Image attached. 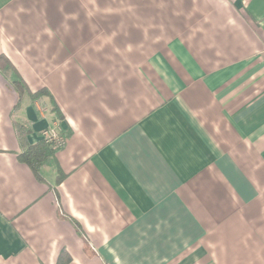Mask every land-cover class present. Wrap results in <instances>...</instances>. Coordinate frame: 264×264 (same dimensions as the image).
<instances>
[{
	"label": "crops",
	"instance_id": "obj_1",
	"mask_svg": "<svg viewBox=\"0 0 264 264\" xmlns=\"http://www.w3.org/2000/svg\"><path fill=\"white\" fill-rule=\"evenodd\" d=\"M0 55V264H264V0H0Z\"/></svg>",
	"mask_w": 264,
	"mask_h": 264
},
{
	"label": "trees",
	"instance_id": "obj_2",
	"mask_svg": "<svg viewBox=\"0 0 264 264\" xmlns=\"http://www.w3.org/2000/svg\"><path fill=\"white\" fill-rule=\"evenodd\" d=\"M0 67L3 69V72L10 76L14 73L13 67L9 63V61L2 55H0ZM15 74V73H14ZM12 84L14 89L16 90L18 100L15 106V109L19 108L21 99L25 93H27V88L24 82L19 77H14L12 80ZM46 94L48 95L45 89H40L34 93H29V96L35 100L38 96ZM52 101V99H51ZM53 110L57 113L59 118L61 117L60 112L57 109V106L53 103ZM16 131L19 137L20 145L22 151L18 154V157L21 161L26 163L33 171L37 172L39 167L46 162V160L53 156L55 151L59 149L61 146H56L54 142L47 141L46 139L40 140L37 143L30 144L27 142L26 136L30 132V129L23 124H16ZM61 136L65 135L61 133ZM61 173L58 174L57 183L60 182ZM77 231H80V228L77 223H75Z\"/></svg>",
	"mask_w": 264,
	"mask_h": 264
},
{
	"label": "built area",
	"instance_id": "obj_3",
	"mask_svg": "<svg viewBox=\"0 0 264 264\" xmlns=\"http://www.w3.org/2000/svg\"><path fill=\"white\" fill-rule=\"evenodd\" d=\"M47 141L54 142L56 146H61L65 143V139L61 134L54 133L53 131L50 132V135L46 137Z\"/></svg>",
	"mask_w": 264,
	"mask_h": 264
}]
</instances>
